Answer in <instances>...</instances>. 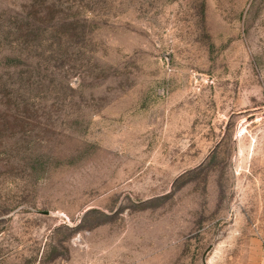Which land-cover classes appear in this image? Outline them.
<instances>
[{
	"label": "rangeland",
	"instance_id": "374dc122",
	"mask_svg": "<svg viewBox=\"0 0 264 264\" xmlns=\"http://www.w3.org/2000/svg\"><path fill=\"white\" fill-rule=\"evenodd\" d=\"M0 264H264V0H0Z\"/></svg>",
	"mask_w": 264,
	"mask_h": 264
}]
</instances>
